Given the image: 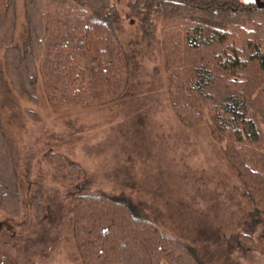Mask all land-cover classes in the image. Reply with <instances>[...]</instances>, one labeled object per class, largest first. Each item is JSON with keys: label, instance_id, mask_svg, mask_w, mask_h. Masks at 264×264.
I'll return each mask as SVG.
<instances>
[{"label": "trees", "instance_id": "trees-1", "mask_svg": "<svg viewBox=\"0 0 264 264\" xmlns=\"http://www.w3.org/2000/svg\"><path fill=\"white\" fill-rule=\"evenodd\" d=\"M144 35L161 20L172 107L188 127L207 123L237 170L242 195L264 215V7L241 0H132ZM0 0V78L34 100L43 84L57 112L117 101L129 83V61L116 34L121 14L111 0ZM54 177L71 185L85 169L60 153ZM45 216L44 192L32 197ZM0 209L21 214L20 174L0 114ZM74 236L83 264H206L182 241L104 194L74 198ZM242 243L251 238L240 234Z\"/></svg>", "mask_w": 264, "mask_h": 264}, {"label": "rangeland", "instance_id": "rangeland-1", "mask_svg": "<svg viewBox=\"0 0 264 264\" xmlns=\"http://www.w3.org/2000/svg\"><path fill=\"white\" fill-rule=\"evenodd\" d=\"M116 34L129 61V83L110 104L57 112L41 81L35 99L0 78V114L20 174L21 214L0 209V264H83L72 206L80 194H104L190 246L206 264H264V215L242 195L237 170L207 123L184 125L169 94L161 20L144 35L132 0H111ZM16 37L25 27L17 0ZM4 49H0V63ZM60 153L86 171L81 184L58 181L50 157ZM42 189V219L32 201ZM245 234L250 242L242 243ZM164 264H167L164 262Z\"/></svg>", "mask_w": 264, "mask_h": 264}, {"label": "water", "instance_id": "water-1", "mask_svg": "<svg viewBox=\"0 0 264 264\" xmlns=\"http://www.w3.org/2000/svg\"><path fill=\"white\" fill-rule=\"evenodd\" d=\"M246 4H255L260 8L264 7V0H241Z\"/></svg>", "mask_w": 264, "mask_h": 264}]
</instances>
